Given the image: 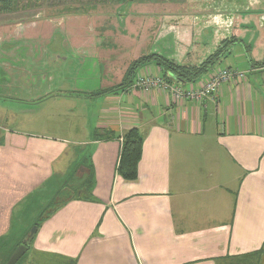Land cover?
I'll use <instances>...</instances> for the list:
<instances>
[{
  "label": "crops",
  "instance_id": "0c3cea01",
  "mask_svg": "<svg viewBox=\"0 0 264 264\" xmlns=\"http://www.w3.org/2000/svg\"><path fill=\"white\" fill-rule=\"evenodd\" d=\"M248 1L71 7L140 10L122 15L116 28H96L90 14L49 21L44 11L31 20L0 11V119L10 126L0 125V243L28 239L21 210L55 186L63 199L37 226L28 250L62 264H264V0ZM231 38L228 52L193 81L224 67L243 77L202 103L133 87L137 73L162 76L153 62L122 86L130 63L144 55L198 67ZM28 48L21 70H1ZM18 78L32 91L35 80L53 87L31 96L16 88ZM67 78L70 88H59ZM9 79L16 97L13 89L6 93ZM53 98L79 108L85 137L52 135L46 122L39 130L18 120L17 110L33 118L31 110ZM131 128L142 136L134 178L119 170L122 135Z\"/></svg>",
  "mask_w": 264,
  "mask_h": 264
},
{
  "label": "rangeland",
  "instance_id": "374dc122",
  "mask_svg": "<svg viewBox=\"0 0 264 264\" xmlns=\"http://www.w3.org/2000/svg\"><path fill=\"white\" fill-rule=\"evenodd\" d=\"M248 1V0H247ZM250 3H257V0H249ZM248 1V2H249ZM242 6H244L245 0H240V2ZM124 8V7H123ZM122 8V9H123ZM99 10L98 8H84L83 10H72V11H66L67 9H61L58 8L55 11H50V13H48L47 15V19H50L49 21L52 20H57V17H64V15L70 14V13H75L77 15H89L90 16H94L93 18H91V21L95 20V24H96V28H100V26H106V27H111L112 25L116 28V27H120L121 25H117L116 23H125V20L119 19L120 17H122V15L124 14H128L129 12H134L135 15L140 13V10ZM42 10H17L14 11V14L16 15H11L10 17L12 18V16H18L19 20H31V19H37L43 16V13L41 12ZM108 13V15H105V13ZM100 13L101 16H105V17H100L98 19V14ZM253 15H256V13H254ZM244 17H242V20H244V18H248V14L243 15ZM257 18V16H256ZM130 19V18H129ZM132 20H135V17H131ZM258 19V18H257ZM260 18L258 19L259 21V25L263 24V22L261 21ZM34 25H30L32 26H36V22L33 21ZM93 23V22H92ZM44 28V27H43ZM37 30L40 32V29H32L31 32H37ZM106 30V29H105ZM104 31V30H102ZM25 32V31H24ZM24 32H22V34H24ZM159 34L161 33L162 35H164L163 32H158ZM158 33L156 34V36L158 35ZM23 36V35H22ZM25 37V36H24ZM29 37V36H27ZM105 37L107 38H111L109 34H107ZM54 38H57V35L54 36ZM155 41V40H154ZM30 50V48H28L27 51H22V53H19L16 60L14 62H9L8 64H5L2 67V71H6L8 70V73H11L10 70L14 71H18L21 70L22 65H25V58L28 57V51ZM14 65L17 66V68L14 67ZM21 65V66H20ZM259 68H263L264 69V62L258 64ZM25 71V67L23 69ZM21 72V71H20ZM24 73V72H23ZM150 73L155 74L153 72L150 71ZM137 75H139V73H137ZM153 76H158V75H153ZM12 79H9V82L7 84V92L9 93L11 89H13L10 93L13 95V97H16L15 95L17 94L16 91L14 90V85L12 84ZM17 82L16 84V88L19 90V92H26L28 94H30L31 96H35L38 95L39 93H43L45 91H47L49 88L53 87V84H49V82H47V80H35V85H34V89L33 91L31 90V87L29 85V83H23L22 81H29V80H23L21 78H18V80H15ZM73 81V80H69L68 78L64 81L66 82V84L64 85L60 80L59 83L61 84L59 86L62 88H70L68 82ZM5 91V89H4ZM16 93V94H15ZM45 102H48L45 105ZM45 102H41L39 104H41L39 107H34L35 110H31V112L33 113H29L31 115H33L32 117H29L26 113H24V109H19L18 111V120L23 119L24 121L27 122V124L29 123V121L31 122L32 125H34L35 127H37L39 130L42 129L41 124L43 122H46L44 124V127H46V133H51L52 135H65L63 133L70 131V135L72 138H79L81 139L82 137L86 136L87 131H85V124H86V120L85 118H80V114L81 111L79 110V108L74 109L73 110V106L71 104H73V101H69V103L67 101H63L60 98H53V99H49ZM4 104V103H3ZM38 104V105H39ZM44 104V105H43ZM36 105V106H38ZM43 105V106H42ZM18 107H20V105H16ZM2 114H4V111H1ZM24 114H26L24 116ZM24 116V117H23ZM0 125L4 126V127H10L8 124H6L2 119H0ZM80 126H82L83 128H80ZM28 130V128H26ZM66 137H68V135H65ZM64 181V180H63ZM63 181L60 182V184L63 183ZM54 188L51 189H46L44 190V192H41L40 194L36 195V197L30 200V203L25 206L20 213V217H22V225L25 228H29V232L31 230V228L33 227V223H36L40 218H42L45 214L46 211H49L53 206L51 205L49 208H47V204L51 202L54 203V205L58 204V199L60 201V199H63V192H59L57 190V188L55 186H53ZM45 206V207H44ZM21 226V229H24V227ZM24 240L21 239L17 242L16 241H12V242H7L3 245H0V264H6V262L8 261V259L10 258L11 254L13 253V251L16 249V247L22 243ZM17 242V243H16ZM30 243V242H29ZM17 264H62V262H60L58 259L56 258H50V257H46L43 256L41 254H37L32 252L31 249L28 250V252H26V254L17 262ZM261 264H263L261 262Z\"/></svg>",
  "mask_w": 264,
  "mask_h": 264
},
{
  "label": "trees",
  "instance_id": "16d2710c",
  "mask_svg": "<svg viewBox=\"0 0 264 264\" xmlns=\"http://www.w3.org/2000/svg\"><path fill=\"white\" fill-rule=\"evenodd\" d=\"M49 1L53 2L54 0H0V11L14 12L17 10H42L44 5H46V2ZM227 1L229 0H218V2H220L221 4L223 3L228 4ZM239 2L240 0H237V4L241 5V3ZM72 5L74 4H68L64 6L56 5L54 7L47 8L45 10H57L58 8L62 9L63 7H65L64 9L67 10H75V8H71ZM90 7H91L90 4H87V6H76V10H83L84 8H90ZM233 43L234 40L232 38L223 41L218 47V49L213 54H211V56H209V58L204 63H202L198 67H185L176 64L172 60L165 59L161 55L149 53L130 63L126 71L125 77L123 79L122 86L126 85V83L133 77L135 71L139 67H141V65L151 62L161 67V69L163 70L162 77L167 80L177 79L183 82L193 81L198 77H200L214 61L218 60L219 57L225 55ZM141 142H142V136L136 128H131L122 135V149L120 152L119 170L121 174L124 175V177L127 176L130 178L135 177L136 166L140 157ZM51 205L53 207L49 211L45 209L46 214L42 218H40L36 223H33L32 226L37 227L52 214L53 210L56 208L54 203L50 201V203H48L46 207L49 208ZM5 243L7 242L0 243V245H3Z\"/></svg>",
  "mask_w": 264,
  "mask_h": 264
},
{
  "label": "built area",
  "instance_id": "2783aa9c",
  "mask_svg": "<svg viewBox=\"0 0 264 264\" xmlns=\"http://www.w3.org/2000/svg\"><path fill=\"white\" fill-rule=\"evenodd\" d=\"M243 77V73L229 67L219 68L205 81L182 82L175 79L167 80L162 76L150 73H139L134 80L133 87L147 92L151 89L166 91L174 100L202 103L209 96H215L222 85L235 78Z\"/></svg>",
  "mask_w": 264,
  "mask_h": 264
},
{
  "label": "water",
  "instance_id": "95a60500",
  "mask_svg": "<svg viewBox=\"0 0 264 264\" xmlns=\"http://www.w3.org/2000/svg\"><path fill=\"white\" fill-rule=\"evenodd\" d=\"M68 1L75 2L76 0H60V1H57L56 3L58 5L65 4V2L70 4L71 2H68ZM81 1L82 3H86L88 0H81ZM36 230H37L36 226H33L31 228L28 239H25L22 243H20L16 247V249L13 251V253L11 254L6 264H17V262L26 254V252L28 251V243L33 237V235L35 234Z\"/></svg>",
  "mask_w": 264,
  "mask_h": 264
},
{
  "label": "flooded vegetation",
  "instance_id": "af4514ba",
  "mask_svg": "<svg viewBox=\"0 0 264 264\" xmlns=\"http://www.w3.org/2000/svg\"><path fill=\"white\" fill-rule=\"evenodd\" d=\"M57 1H60V0H54L53 2L52 1H49V2H46V5H44V7H43V9H42V11H44V12H48V13H50V11H55V10H45V9H47V8H51V7H54V6H64V5H68L69 3H66L65 2V4H62V5H58L56 2ZM99 1V0H98ZM68 2H71L70 4H74L75 5V3L77 4H83L82 3V1L81 0H76L75 2H72V1H68ZM86 3H92L91 5H96V3H97V0H88ZM66 11H72V10H65V12Z\"/></svg>",
  "mask_w": 264,
  "mask_h": 264
}]
</instances>
